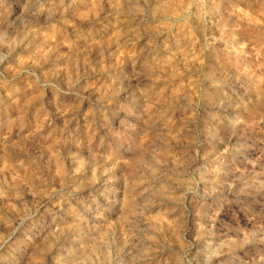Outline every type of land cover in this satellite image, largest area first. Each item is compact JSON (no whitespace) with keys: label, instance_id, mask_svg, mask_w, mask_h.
Instances as JSON below:
<instances>
[{"label":"rangeland","instance_id":"374dc122","mask_svg":"<svg viewBox=\"0 0 264 264\" xmlns=\"http://www.w3.org/2000/svg\"><path fill=\"white\" fill-rule=\"evenodd\" d=\"M0 264H264V0H0Z\"/></svg>","mask_w":264,"mask_h":264}]
</instances>
